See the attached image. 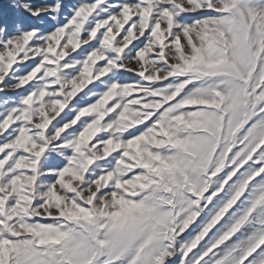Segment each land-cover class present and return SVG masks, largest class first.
<instances>
[{
	"label": "snow or ice",
	"instance_id": "1",
	"mask_svg": "<svg viewBox=\"0 0 264 264\" xmlns=\"http://www.w3.org/2000/svg\"><path fill=\"white\" fill-rule=\"evenodd\" d=\"M0 264H264V0H0Z\"/></svg>",
	"mask_w": 264,
	"mask_h": 264
}]
</instances>
